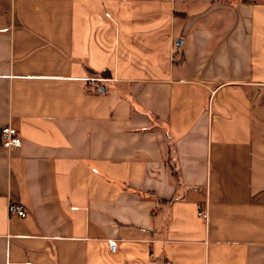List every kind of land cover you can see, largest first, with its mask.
<instances>
[{
  "label": "crops",
  "instance_id": "1",
  "mask_svg": "<svg viewBox=\"0 0 264 264\" xmlns=\"http://www.w3.org/2000/svg\"><path fill=\"white\" fill-rule=\"evenodd\" d=\"M0 264H264V0H0Z\"/></svg>",
  "mask_w": 264,
  "mask_h": 264
},
{
  "label": "built area",
  "instance_id": "2",
  "mask_svg": "<svg viewBox=\"0 0 264 264\" xmlns=\"http://www.w3.org/2000/svg\"><path fill=\"white\" fill-rule=\"evenodd\" d=\"M107 15L109 16L110 14L107 13ZM91 80L98 81L100 80V78L93 77L91 78ZM1 140H2L3 146L8 150H15L19 148L23 143V139H22L20 131L18 130L17 127L12 126V125H7L2 128ZM9 211L11 214H17L20 216L26 215V209L23 204L10 203ZM200 214L205 218L208 217V212L206 210L201 211ZM109 245L112 251L117 250L116 241H109Z\"/></svg>",
  "mask_w": 264,
  "mask_h": 264
}]
</instances>
